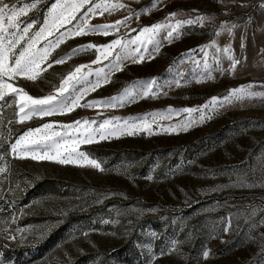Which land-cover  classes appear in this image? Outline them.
<instances>
[{"label":"rangeland","instance_id":"374dc122","mask_svg":"<svg viewBox=\"0 0 264 264\" xmlns=\"http://www.w3.org/2000/svg\"><path fill=\"white\" fill-rule=\"evenodd\" d=\"M5 2L23 7L32 0ZM53 2L43 0L38 9L19 17L23 22L37 21L29 36L43 24ZM104 3L109 10L90 14L89 26L112 25L132 12L149 10L117 25L107 36L91 32L66 39L53 50L50 61L81 45L132 39L142 27L164 22L169 13H176V19L181 20L198 14L209 19L203 26L185 25L181 35L170 42L163 39L166 32H162L158 53L152 58L145 54L142 63L125 61L122 70L113 71L107 83L80 103L116 96L133 82L151 78H157L160 87L156 98L116 108L77 107L11 125L7 120L17 119L16 109L5 107L3 131L7 136V127L12 128L11 142L28 129L41 128L36 137L52 130L63 132L61 125L77 120L137 117L169 108L199 109L210 98L223 97L230 89L250 83L255 85L253 91L264 92V8L259 7L264 0H162L154 8L153 0ZM116 3L125 7L111 9ZM90 6L85 5L78 17ZM225 23L238 27L217 36ZM58 35L56 32L48 39ZM213 40L215 46L204 50L211 68L216 67V57L223 69H230L227 54L217 52L227 46L240 63L234 72L213 71V78L204 79L191 70L198 60L203 71L204 52L199 49ZM26 43L27 37L19 47ZM44 43L47 40L37 47ZM190 50H195L191 58L185 55ZM111 51L114 56L118 49ZM98 54L95 48L90 49L63 64H53L36 81L18 78L14 83L33 97L54 94L55 86L74 66L103 68L113 58L93 64ZM205 112L211 118L202 123L199 111L157 117L151 123V134L122 130L123 121L113 120L92 143L78 145L79 151L102 163L104 172L9 157L11 169L0 185V264H264V99H245ZM189 118L195 122L187 130H164ZM49 123L53 129H43ZM101 133L106 134L105 139H100ZM10 235L16 239L6 238ZM205 251L209 252L207 258Z\"/></svg>","mask_w":264,"mask_h":264},{"label":"snow or ice","instance_id":"6c2138e0","mask_svg":"<svg viewBox=\"0 0 264 264\" xmlns=\"http://www.w3.org/2000/svg\"><path fill=\"white\" fill-rule=\"evenodd\" d=\"M42 2L43 0H32L31 3L24 4L23 7H17L16 4H9L5 0H0V185L4 183V180L7 178L6 174L11 169L9 157L11 159L47 160L62 165L70 164L77 167L94 168L100 172L106 171L100 161L91 158L86 152L79 151L78 145L92 143L97 133H100V130L104 129L106 125L111 124L113 120L123 121L122 130H145L151 134V123L155 122L157 117L164 118L166 115H179L181 112L193 113L199 111V122L202 123L206 118H211L207 115L205 109L218 110L237 101L243 102L245 99H264V92L253 91L252 89L255 85L250 83L241 85L235 89H230L223 97L210 98L199 109L169 108L164 112L148 113L137 117H113L104 119L103 121L77 120L71 125H61L60 127L64 130L63 132L52 130L50 132H44L40 137H36V133H41V128L28 129L22 135L16 137L15 142H11L12 128L7 127V136L4 135L3 131L6 127L3 116V109L5 107L15 106L14 116L17 119L7 120V125H11L13 123L22 124L37 115L50 116L57 113L70 112L77 107L96 108L103 106L105 108H116L137 102L143 98H156L160 94V87L157 78H151L145 81L133 82V85L126 87L116 96L102 100L88 101L83 105L80 103L82 98L88 93L95 91L102 83H107L113 71L122 70L125 61L130 60L133 63H142L145 59V54L149 58H152L153 53H158L161 47L159 37L162 32H166L163 39L170 42L181 35L180 30L185 25L203 26L205 21L209 19L204 14H198L194 18L181 20L176 19V13H169L164 22L142 27L139 30V34L132 39L122 41L121 38H117L108 44L99 46L91 43L81 45L73 49L68 55L50 61L53 50L58 48L66 39L75 36H84L91 32H101L107 36L113 29L117 28V25L130 20L132 16L138 18L142 12L148 11L149 9L132 12L124 20L117 21L112 25L89 26L88 20L90 14L94 16L97 9L101 10V14H103V11L109 10L104 0H99V2H92V0H54L45 14L43 24L29 36L30 30L37 21L23 22L19 20V17L21 15H27L30 10L38 9V5ZM160 2L162 0H153L151 7H156ZM89 4L91 6L78 17L77 14L81 12V9ZM110 7L111 9H119L125 7V5L116 3ZM259 7L264 8V4L259 5ZM73 21H76V23L71 28L60 31L61 28H64L67 24H72ZM21 24H23V27H21ZM236 27L238 25L222 24L220 26V32H217L216 35L218 36L222 32L231 33ZM56 32H59L58 36H55L54 39H48L49 36H54ZM26 37L27 43L23 47H19ZM41 40H47V43H44L42 47H37ZM215 44L216 42L213 40L210 44L202 46L199 49L204 52L203 71L200 70L201 62L197 60L194 61V66L191 70L193 74L201 76L204 79H211L213 78V71H235L240 61L231 54V46L223 49L217 48V52L222 51L227 54V58L231 61L230 69H223L219 59L216 57H213V63L216 67L211 68L207 60L208 53L204 50L205 48L215 46ZM133 45H135V48L132 47ZM149 45H151V48H149ZM241 47H244L243 43ZM93 48L99 53L96 60L92 61L93 64L100 62L101 58L108 60L110 56H113L111 50L118 49V51H115L113 58L103 68L93 69L88 65L74 66L73 70L62 77L60 84L55 86L54 94L50 93L41 97H33L23 87L16 86L14 83L18 78L36 81L53 64H63L72 56ZM101 49L104 51L101 52ZM194 51L190 50L185 55L191 58L192 52ZM262 53H264V50H262ZM45 64L47 66L43 67ZM84 68L88 70L82 71ZM90 77H94V79H90ZM197 82L200 81L198 80ZM175 83L177 86H180L179 80ZM149 117L152 118L151 121H149ZM194 122L189 118V120L167 127L164 130L184 131ZM95 124L99 126L94 128L93 125ZM42 127L43 129H53V124H44ZM71 130H74V132ZM127 134L132 135L135 133L134 131H127ZM105 138L106 134L101 133L100 139ZM5 145H7V148H5ZM2 191L3 188L0 187V192ZM254 214L255 209L253 210ZM0 231L3 230L0 229ZM84 235H87V233ZM6 238L16 239L14 235ZM203 255L207 258L209 252L205 251Z\"/></svg>","mask_w":264,"mask_h":264}]
</instances>
